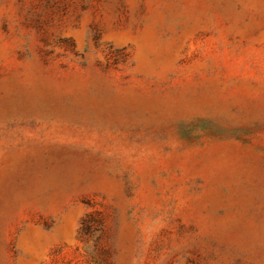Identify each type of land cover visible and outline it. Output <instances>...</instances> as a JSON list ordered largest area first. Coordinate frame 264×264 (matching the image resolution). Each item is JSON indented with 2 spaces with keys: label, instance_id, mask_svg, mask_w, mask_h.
<instances>
[{
  "label": "rangeland",
  "instance_id": "rangeland-1",
  "mask_svg": "<svg viewBox=\"0 0 264 264\" xmlns=\"http://www.w3.org/2000/svg\"><path fill=\"white\" fill-rule=\"evenodd\" d=\"M0 264H264V0H0Z\"/></svg>",
  "mask_w": 264,
  "mask_h": 264
}]
</instances>
